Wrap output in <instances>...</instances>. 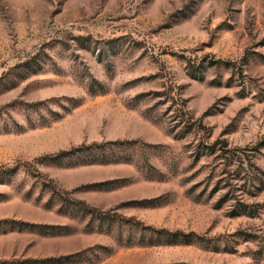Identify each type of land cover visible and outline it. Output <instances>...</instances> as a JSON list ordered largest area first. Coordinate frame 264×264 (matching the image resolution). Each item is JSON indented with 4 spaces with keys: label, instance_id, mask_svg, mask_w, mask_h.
<instances>
[{
    "label": "rangeland",
    "instance_id": "374dc122",
    "mask_svg": "<svg viewBox=\"0 0 264 264\" xmlns=\"http://www.w3.org/2000/svg\"><path fill=\"white\" fill-rule=\"evenodd\" d=\"M0 264H264V0H0Z\"/></svg>",
    "mask_w": 264,
    "mask_h": 264
},
{
    "label": "trees",
    "instance_id": "16d2710c",
    "mask_svg": "<svg viewBox=\"0 0 264 264\" xmlns=\"http://www.w3.org/2000/svg\"><path fill=\"white\" fill-rule=\"evenodd\" d=\"M125 142H129L130 143V141H125ZM109 143H111V144H116V143H118L117 141H110ZM122 143H124V141H122Z\"/></svg>",
    "mask_w": 264,
    "mask_h": 264
}]
</instances>
